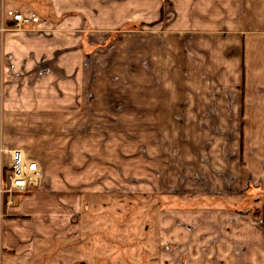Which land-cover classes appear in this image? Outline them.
Here are the masks:
<instances>
[{"label":"crops","instance_id":"1","mask_svg":"<svg viewBox=\"0 0 264 264\" xmlns=\"http://www.w3.org/2000/svg\"><path fill=\"white\" fill-rule=\"evenodd\" d=\"M64 2L0 0V189L10 154L21 147L10 136L12 114L43 120L73 116V101L59 91V81H68V69L58 61L72 48L53 50L52 45L58 33L80 37L89 32L90 21L70 14ZM151 8L145 59L142 67L137 64L145 73L146 97L132 101L130 109L132 120H146L148 196H204L221 206L225 201L228 207L219 210L229 212L236 201H251L254 193V204L264 210V0H157ZM10 11L41 19L52 15L54 22L46 19L51 27L42 32L15 31ZM99 66L106 70V64ZM87 78L90 85V74ZM44 83L50 88L46 94L38 90ZM44 104L52 105L50 110ZM33 160L41 163L38 157ZM30 194L8 208L0 193V264H94L72 248L59 255L53 241L59 233L53 216L59 209L44 201L54 197ZM41 216H50L45 220L50 251L43 249ZM239 231L250 228L239 225ZM245 238L230 240L233 257L225 258V264H247V257H234L236 248H246ZM258 253V264H264V251ZM160 263L175 262L163 257Z\"/></svg>","mask_w":264,"mask_h":264},{"label":"rangeland","instance_id":"2","mask_svg":"<svg viewBox=\"0 0 264 264\" xmlns=\"http://www.w3.org/2000/svg\"><path fill=\"white\" fill-rule=\"evenodd\" d=\"M67 2L70 8H64L70 14L90 21L89 32L81 38L58 33L52 45L53 50L72 48L58 61L68 69V81H59V91L73 101L69 103L74 106L69 113L73 116L62 120L57 118L61 114H54L57 117L43 120L34 114L23 118L12 114L10 118L14 129L10 136L21 144L16 149L42 163V180L30 195L42 192L54 197L44 201L49 208L59 209L53 216L59 225L58 238H53L59 255L72 248L94 264H161L163 257L172 264H216L233 257L231 241L244 235L249 240L246 248H236L234 257L245 256L247 264H258V252L264 251V229L260 230L264 210L254 204L258 197L254 193L251 201H236L229 212L219 210L228 207L225 201L221 206L204 196H148L146 120H132L130 109L132 101L146 97L145 73L138 65L142 67L145 59L151 7L157 0ZM42 19L54 22L52 15ZM104 64L105 71L99 66ZM38 90L46 94L50 88L44 83ZM84 99L90 103L81 104ZM43 106L48 111L52 105ZM89 107H96V112L90 113ZM19 128L22 134L16 131ZM24 196H14L17 206ZM49 217L38 218L44 230L43 249L48 251L50 226L45 220ZM239 225L249 226L250 231L240 232Z\"/></svg>","mask_w":264,"mask_h":264},{"label":"built area","instance_id":"3","mask_svg":"<svg viewBox=\"0 0 264 264\" xmlns=\"http://www.w3.org/2000/svg\"><path fill=\"white\" fill-rule=\"evenodd\" d=\"M8 17L15 31H44L47 22L35 15H25L10 11ZM42 180L41 166L38 161L28 159L21 150L10 154V165L6 177L2 180L0 193L5 197V205L10 208L16 205L15 195L27 194L36 189Z\"/></svg>","mask_w":264,"mask_h":264}]
</instances>
